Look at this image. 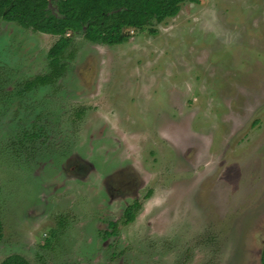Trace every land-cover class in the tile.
Segmentation results:
<instances>
[{
    "label": "rangeland",
    "instance_id": "1",
    "mask_svg": "<svg viewBox=\"0 0 264 264\" xmlns=\"http://www.w3.org/2000/svg\"><path fill=\"white\" fill-rule=\"evenodd\" d=\"M128 34H72L65 76L28 92L59 38L0 19V263L262 264L264 0Z\"/></svg>",
    "mask_w": 264,
    "mask_h": 264
},
{
    "label": "trees",
    "instance_id": "2",
    "mask_svg": "<svg viewBox=\"0 0 264 264\" xmlns=\"http://www.w3.org/2000/svg\"><path fill=\"white\" fill-rule=\"evenodd\" d=\"M200 0H61L58 12L51 10L50 0H0V19L14 23L35 33L58 37L50 49L49 72L25 83V91H33L58 83L67 73L63 62L74 44L72 34H83L91 43L115 47L129 40L132 29L143 30L153 21L164 22L177 17L185 3ZM151 195V192L147 197ZM142 204L137 201L129 206L123 216V224L136 221ZM113 234L118 224L112 223ZM4 239V224L0 204V243ZM0 264H31L25 257L14 254ZM264 264V251L262 253Z\"/></svg>",
    "mask_w": 264,
    "mask_h": 264
},
{
    "label": "flooded vegetation",
    "instance_id": "3",
    "mask_svg": "<svg viewBox=\"0 0 264 264\" xmlns=\"http://www.w3.org/2000/svg\"><path fill=\"white\" fill-rule=\"evenodd\" d=\"M112 223H117V222H111L110 224H112ZM104 235H105V238L106 239H109L111 237L117 236V234H113V229H112V231L109 230L108 232H104Z\"/></svg>",
    "mask_w": 264,
    "mask_h": 264
}]
</instances>
